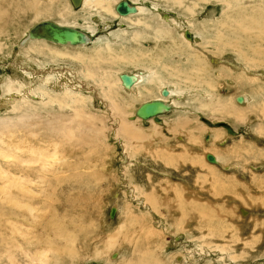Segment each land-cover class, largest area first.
<instances>
[{
    "label": "rangeland",
    "instance_id": "1",
    "mask_svg": "<svg viewBox=\"0 0 264 264\" xmlns=\"http://www.w3.org/2000/svg\"><path fill=\"white\" fill-rule=\"evenodd\" d=\"M25 1H4L0 87L17 77L33 81L34 89L29 106L23 101L7 109L0 105V121L29 115L24 123L38 122L39 115L44 122L35 135L22 131L0 138V264H32L33 257L48 251L45 240L56 249L47 261L41 259L45 264H264V36L243 32L249 25L260 26L258 21L264 27V0H134L161 11L138 18L142 24L89 7L75 9L70 0H45L40 9L47 11L36 15ZM58 12L67 18L60 19ZM162 15L183 21L197 50L216 60H232L236 69L224 61H207L182 41L180 30H172L171 39L159 37ZM44 20L80 30L95 22L99 40L84 48L56 47L72 57H56L48 45L33 41L21 46L29 30ZM107 42L113 51L105 49ZM76 57H87L89 63ZM141 71L155 73L156 81L146 79L136 92L120 84L119 74ZM16 87L14 98H21L25 91ZM163 87L174 92L178 108L162 116L161 123H130L135 136L117 133L112 102L128 119L142 104L159 98ZM5 94L0 104L9 103L10 93ZM239 97L248 100L241 110L235 108ZM81 108L98 118L97 130L84 125L92 143L87 139L58 148L67 154L61 168L44 167V159L18 166L19 161L33 160L28 150L34 146L53 154L58 137L49 122ZM199 111L200 116L195 114ZM218 122L230 125L237 135L216 128ZM203 149L218 156L220 164L208 162ZM7 175L29 179L26 186L34 195L14 194L35 212L8 203L10 197L1 191ZM144 199L150 206L141 203ZM115 201L121 210L112 220ZM8 219L21 224V234ZM68 246L75 250L72 255L66 252ZM221 250H226L224 255Z\"/></svg>",
    "mask_w": 264,
    "mask_h": 264
},
{
    "label": "bare ground",
    "instance_id": "2",
    "mask_svg": "<svg viewBox=\"0 0 264 264\" xmlns=\"http://www.w3.org/2000/svg\"><path fill=\"white\" fill-rule=\"evenodd\" d=\"M5 0H0V24L3 22V19H4V15L7 14V10L5 9V7L3 6L5 3H4ZM15 1V0H14ZM25 1V0H24ZM45 1V0H26L25 3H29L34 9H35V13L36 15H42L44 14L43 12L44 11H47V10H44L42 11L40 9V6L42 5V2ZM51 2L52 1H55V0H50ZM174 1V3L176 4H182L181 3V0H172ZM222 1H226V0H222ZM8 2V1H7ZM22 2V1H21ZM70 3L73 5V7L75 9H80L82 6L83 7H89L90 9H93V10H96L97 12H101V11H104L105 13H108V14H111L113 15L116 19H123L124 21L125 20H129V21H137L138 24H142V22L140 21V18L141 16L143 15H147L148 13H154L155 11H158V12H161L159 10L158 7L156 6H153V7H150L148 4L146 3H138L134 0H70ZM227 4L229 5V3L227 2ZM12 5V4H11ZM10 7V6H9ZM8 8V6H7ZM16 8V7H15ZM91 11V10H90ZM49 13L47 14H51V11H48ZM168 14V13H167ZM213 14H215V12H213ZM56 15V14H55ZM60 16V19L62 20H65L67 18V16H65L64 14H62L61 12H58V14ZM212 15V14H211ZM161 18V23L158 27V30L156 31V34L159 36V37H162V38H169L171 39L172 38V30H180V33H181V38H182V41L187 44L189 46V48H191L192 50H194L195 52L197 53H200L202 55H205L207 58L206 60L208 61V59L210 60V62H212L213 64H217L219 62H227L230 67L233 69H236V65H235V62L232 61V60H225V59H218L216 60L214 58L213 55L209 54L208 52L204 51L203 50H197L199 47V45H195L194 43V35H192V33L189 32V30H187V28L184 27V22L181 21V20H177L179 18H172L170 17L169 15H162L160 16ZM46 21H51V20H44V21H41L39 23H37L36 25H39L40 23L42 22H46ZM258 21V20H257ZM61 27H70V28H73V29H76V30H79L80 32H82L86 38L85 40H83L81 43L79 44H73V43H66V44H62V43H59V42H56V41H53L52 39L50 38H43V37H34L33 35H31V31L33 30V28L36 26H33L31 28V30H29L28 34H27V37L21 42V46H24L26 45L29 41H33V43H38V44H45V45H48V48H50V50L54 51L56 53V57L58 56H68L70 57L71 55L69 53H67L66 51H62L60 50L59 48H56L58 46L60 47H74V48H84V47H89V46H92V45H95L96 42L99 40L98 38H96V27L94 28V24L92 25H89L87 29H79L77 28V26L75 27H72V26H67V25H61V24H58L54 21H51ZM6 23V22H5ZM4 23V24H5ZM253 23V22H252ZM258 24H260V26L258 27H253L252 25H249L248 27H244V30L243 32L245 33V35H257L259 36L258 39L261 37L264 36V27L261 26V23L258 21ZM6 25V24H5ZM4 25V26H5ZM119 25H122V24H119ZM145 26L146 23L144 24ZM124 26V25H123ZM245 26V25H244ZM1 27V26H0ZM99 27V26H98ZM148 27V26H147ZM4 28V27H3ZM100 28V27H99ZM105 28V27H104ZM103 28V29H104ZM118 28V27H117ZM99 30V29H98ZM108 31V30H107ZM124 33V32H123ZM104 36V35H103ZM256 36V37H257ZM98 37V36H97ZM260 38V39H261ZM262 41V40H261ZM107 45L105 46L106 50L107 51H113V48H112V45H110L108 42L106 43ZM229 45V44H228ZM55 46V47H53ZM103 49V48H102ZM101 53V52H100ZM259 53V52H258ZM257 53V54H258ZM101 56V55H99ZM22 57V56H21ZM72 57V56H71ZM89 57V56H87ZM87 57H76L78 58L80 61H84L85 64L89 63V58ZM100 59H103L102 56L99 57V61H101ZM22 60V59H21ZM94 60V58H93ZM27 61V60H26ZM19 62V61H18ZM31 62V61H30ZM95 64V63H94ZM15 67L19 64L18 63H14ZM22 65V64H20ZM25 64H23L22 66H24ZM221 65V64H220ZM17 66V67H18ZM57 66V65H56ZM14 67V66H13ZM20 67V66H19ZM230 67L226 68L228 70H231ZM22 68V71L24 70L25 72L28 71V69H23V68H26V67H21ZM19 68V69H21ZM37 68V67H36ZM16 69V68H15ZM141 69V68H140ZM32 70V69H31ZM19 71V70H18ZM42 71V70H41ZM56 72V70H54ZM68 73H71V71L69 70H65V69H62L60 70V72H67ZM140 71V70H139ZM21 72V71H20ZM19 72V74H20ZM32 72V71H31ZM89 72H92L91 69H88V73ZM246 72V70H245ZM34 75L37 74V72H33ZM32 73V74H33ZM50 73V72H49ZM249 74V72H247ZM23 74V73H22ZM26 74V73H25ZM18 76V74H16ZM87 75V74H86ZM14 77V75H12ZM22 76V75H21ZM24 76V75H23ZM29 76V74L27 75ZM31 76V75H30ZM60 76V75H59ZM66 76V75H64ZM92 76V75H90ZM89 76V77H90ZM263 76V74H262ZM40 77V76H39ZM43 77V75H42ZM105 77V75H104ZM118 77L120 78L119 79V82L120 84L128 91L130 92H136L137 88L139 85L143 84V82L146 80V79H149L151 83H154L157 79V76L155 73L153 72H147V71H141L137 74H127V73H122V74H119ZM259 75H256L254 74L253 78L256 80L258 79L259 80ZM34 78V77H33ZM41 78V77H40ZM48 78V77H47ZM20 79V78H19ZM17 77L15 79V81L11 80L10 81V85L8 86H5V87H0V95H6L5 93H10V95L8 97H11L9 99V103H2L0 104L1 106H4L6 107V109L8 108L9 105L13 104V103H17L18 104V101H23L25 105L29 106L30 105V96L32 93H33V84L32 82H29L28 79L24 78L22 79L21 81L19 80ZM107 79V78H106ZM105 79V80H106ZM39 80H42L39 79ZM254 80V81H255ZM50 81V80H49ZM56 81V80H55ZM63 81L68 83V79L67 77L66 78H63ZM253 81V80H252ZM7 82V81H6ZM46 82H47V79H46ZM50 83V82H49ZM54 83V82H53ZM77 83V82H76ZM118 83V82H117ZM62 84V83H61ZM17 85L23 87L22 90L24 89V94L23 96L20 98V96L18 98H14V94L15 91H18L17 90ZM64 85V84H63ZM66 86V85H65ZM73 86V85H72ZM60 87V86H59ZM77 87V86H76ZM71 88V87H70ZM69 88V90H70ZM86 89V88H85ZM21 90V88H20ZM62 90V89H61ZM60 90V91H61ZM66 90V96L68 97L67 93L70 91L68 89H65ZM63 91V90H62ZM91 91V90H90ZM5 92V93H4ZM72 92V91H71ZM19 95V94H18ZM174 95V92L166 87H163L161 90H160V97L159 98H156L155 100H152L150 102H153V101H159L161 103V106H160V110L158 113H156L155 115H152V116H149V117H144L143 115H140V111L141 109L144 107L145 104L147 103H150V102H146L144 104H142L134 113L133 116L129 117L128 119H126L125 117H123V115H119L120 114V110L117 108L115 102H112V105H111V110H112V114H113V124L115 126V129L117 131V133L119 134H125V136H132L133 135V130H132V127L130 125V123L134 124L136 122H138L140 120H142L143 122H162L160 120V118L166 114H170L172 113L173 111H175L174 109L178 108V104L176 101H173L172 100V96ZM7 96V95H6ZM141 96V95H140ZM13 97V98H12ZM92 97V96H91ZM97 97V96H96ZM97 99V98H96ZM95 99V100H96ZM54 100V99H53ZM80 101V100H79ZM97 101V100H96ZM247 99L244 98V97H239L237 99V102L239 103V105H236L235 108L237 110H241L245 103H247ZM52 102V100H51ZM83 102V100H82ZM102 102H104V100H102ZM108 102V101H107ZM35 105V104H34ZM241 105V106H240ZM14 107V106H13ZM246 107V106H245ZM85 108V106H84ZM101 109V108H100ZM16 112L18 111V109H15ZM196 115L200 116V111L199 112H195ZM241 115H243L242 113H239ZM34 116V115H33ZM89 116H93L92 114L90 113H87L85 110H83L82 108L78 111L75 112V114L73 116H58V117H55V120L53 119L52 122H49V125H50V129L53 131V134L58 137V141L54 143V147H55V152L53 154H48V151L42 149L41 147H33L31 150H28L29 154L32 155V159L33 160H27V161H19L20 163H18V166H22L23 162L25 164H27L28 166L29 165H35L37 164L39 161H42L44 159V161L42 163H44V167H46V165H50L52 166L53 164H56L58 165V167H63L64 165L67 164V156H65V151L64 153L62 154L61 152L58 151V148H62L63 146L65 145H69L71 143H73L75 141V143H83L85 144L86 143V140L88 139V142L89 143H92L91 141V138H86V133H84V125H86V128L89 129V131L91 130H97L98 127L95 125V122H97L98 118H95V117H89ZM38 118V122H32V121H28L26 123H24V119L26 118H29V115L28 116H25V118H22V119H19V120H15L14 118L13 119H7V120H1L0 123H1V130H0V138L2 137L1 135H3L4 133H8V134H11V133H16V132H19L21 133L22 131H27V134H31V135H35L36 132H34L35 128L38 127V126H41L43 125V118L41 116H36ZM32 118V117H31ZM36 118V119H37ZM35 120V119H34ZM202 121L207 124V125H210V123L202 118ZM14 122H16V124H14ZM94 126V128H92ZM27 126H30V129H26ZM214 126L216 128H225L228 133L232 136H236V132H234V130L232 129V127L226 123H222V122H218V123H215ZM158 128L160 126H157ZM33 129V130H32ZM91 133V132H89ZM22 134V133H21ZM89 135V134H87ZM95 136V135H94ZM96 136H98V134H96ZM135 136V135H133ZM231 136V137H232ZM138 137V136H137ZM140 137V136H139ZM224 137V136H223ZM132 139V138H131ZM137 139V138H136ZM209 139V138H208ZM218 139L217 138V142H218ZM222 139V138H221ZM227 139V138H226ZM211 140V139H210ZM213 140V139H212ZM94 141V139H93ZM133 141V140H132ZM140 141V139H139ZM220 141V140H219ZM141 142V141H140ZM214 142V141H213ZM223 143V142H222ZM229 143V142H228ZM194 144V143H193ZM220 144V143H219ZM209 145V144H208ZM212 145H217L216 142H214ZM211 145V146H212ZM223 145V144H222ZM227 145V144H226ZM186 146V145H185ZM190 147H192V143L190 145H188ZM196 146V145H195ZM138 147V146H137ZM193 148V147H192ZM199 148V147H197ZM62 150V149H61ZM185 151V150H184ZM202 151V149H201ZM62 154V158H59L60 155ZM4 155V154H3ZM23 155V153H22ZM67 155V154H66ZM203 155L204 157L206 158V160L210 163H213L215 165H218L220 164V159L218 156H215L213 155L209 150H206V149H203ZM8 156V155H7ZM6 155H4V157H7ZM64 156V157H63ZM9 158H14V159H18V157H15L14 155H9L8 156ZM6 159V158H5ZM22 160V159H21ZM51 160H54V161H51ZM126 160V159H125ZM14 161V160H13ZM41 163V164H42ZM52 163V164H51ZM133 163V162H132ZM139 164V163H138ZM141 164V163H140ZM43 165V164H42ZM238 165V163H237ZM39 166V165H38ZM137 166V165H136ZM243 167V165H240ZM223 167V166H222ZM235 167V166H233ZM237 167V166H236ZM27 168V167H26ZM155 168V167H154ZM238 168V167H237ZM236 168V169H237ZM241 168V167H239ZM247 168V167H246ZM251 168V167H250ZM140 169V168H139ZM263 169V168H262ZM1 170V169H0ZM42 170V169H40ZM153 170V169H151ZM224 170V169H223ZM240 170V169H239ZM231 171V170H230ZM242 171V170H241ZM240 171V172H241ZM154 172V171H153ZM164 172V171H163ZM166 172H170V171H165L164 173ZM239 172V173H240ZM24 173V172H22ZM43 173V171H42ZM245 173V172H244ZM37 174V173H36ZM35 174V175H36ZM236 174V173H235ZM50 175V174H49ZM162 176V175H161ZM168 176V175H167ZM241 176V174H240ZM243 177H245L243 175ZM5 178V177H4ZM27 181H29L28 178H23L22 176H14V177H11L10 175H7L6 177V183L5 186L3 184L4 187L1 188V191L3 193V195L5 196V198L7 197H10V200L8 201V203L12 204L13 206H15L16 208H20L21 210L22 209H25L26 211H28L29 214H32L33 212H35V209H34V206H32L30 203L26 204L25 201L23 202L22 201V198L21 196H16L17 194H14V190L18 192H20L23 196V198H25L26 195H34V192L31 191V189H29L27 186H26V183ZM126 183V182H125ZM189 183V182H188ZM193 185V184H192ZM132 189V188H131ZM132 191V190H131ZM2 195V196H3ZM118 197V196H117ZM116 198V197H115ZM124 198V197H123ZM112 199V198H111ZM2 200V199H1ZM113 201V200H112ZM118 201V199H117ZM139 201V200H138ZM114 202V201H113ZM116 202V201H115ZM112 203V202H111ZM141 203H143L145 206H150L147 204L146 200H141ZM2 204V203H1ZM124 204V203H123ZM113 206L114 208H112V212L111 214L109 215L111 217L112 220H114L115 216L117 215V213H119V211L121 210V207L119 206L118 202H116L115 204L113 203ZM153 205V204H152ZM124 208V207H123ZM152 208V207H151ZM19 209V210H20ZM147 209L150 210V207H147ZM245 210V209H244ZM247 210V209H246ZM0 212H1V209H0ZM3 212V211H2ZM39 213V212H38ZM37 213V214H38ZM260 213V212H259ZM261 214V213H260ZM2 216V214L0 215V217ZM108 216V217H109ZM202 217V216H200ZM204 217V216H203ZM36 218V217H35ZM199 218V217H198ZM200 219V218H199ZM11 227L15 230V232L17 233H22L21 231V224L18 223V222H15L14 220H9L7 221ZM108 222V221H107ZM113 222V221H112ZM203 222V221H202ZM109 223V222H108ZM111 223V222H110ZM114 223V222H113ZM201 223V222H200ZM107 224V223H106ZM203 224V223H202ZM114 225V224H113ZM111 226V225H110ZM202 226V225H201ZM208 227V225H207ZM108 228V227H107ZM110 228V227H109ZM10 239V238H8ZM112 239V238H111ZM51 241V240H50ZM50 241H47L45 240V242H47V244L45 243L46 246H48V251H45L43 252L41 255H38L36 257H33L32 258V264H45L47 261L46 258H48V253H55L56 252V249H55V245H53ZM72 241V240H71ZM113 241V240H112ZM1 242V240H0ZM36 242V241H35ZM8 243V242H7ZM54 243V242H53ZM16 244V243H15ZM112 244V243H111ZM7 245V244H6ZM229 245V244H227ZM3 246V245H2ZM6 247V246H5ZM18 248H22V247H18ZM225 248V247H224ZM228 248V247H227ZM73 249V248H72ZM66 252H69L71 253V255L75 252V250H71V248L68 246L67 247V250ZM224 252L223 250H221V254L224 255ZM62 255V253H61ZM51 256V255H50ZM54 256V255H53ZM63 258H64V255H62ZM52 257V256H51ZM57 258L59 256H56ZM73 257V256H72ZM45 258V261H42L41 259ZM194 259V258H193ZM53 260H55L53 258ZM59 261V260H58ZM238 261V260H237ZM49 262V261H48ZM228 262V261H227ZM51 263V262H50ZM223 263V262H222ZM236 264V263H235Z\"/></svg>",
    "mask_w": 264,
    "mask_h": 264
},
{
    "label": "water",
    "instance_id": "3",
    "mask_svg": "<svg viewBox=\"0 0 264 264\" xmlns=\"http://www.w3.org/2000/svg\"><path fill=\"white\" fill-rule=\"evenodd\" d=\"M31 35L39 38H50L53 41L62 44H79L86 38V36L79 30L70 27H61L51 21L42 22L39 25H36L31 31ZM160 106L161 103L159 101L147 103L141 109L140 115H143L144 117L155 115L161 111Z\"/></svg>",
    "mask_w": 264,
    "mask_h": 264
}]
</instances>
